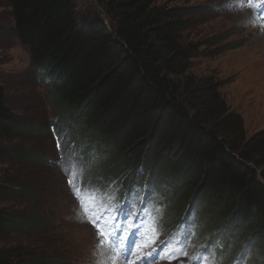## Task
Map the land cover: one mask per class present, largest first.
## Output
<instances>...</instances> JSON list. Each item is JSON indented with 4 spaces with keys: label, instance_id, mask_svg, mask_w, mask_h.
<instances>
[{
    "label": "trees",
    "instance_id": "trees-1",
    "mask_svg": "<svg viewBox=\"0 0 264 264\" xmlns=\"http://www.w3.org/2000/svg\"><path fill=\"white\" fill-rule=\"evenodd\" d=\"M77 1L0 3L11 9V33L28 50L31 76L48 80L59 124L72 127L84 152L94 150L92 180L151 177L166 203L165 224L189 210L203 235L224 243L225 259L245 243L251 264H264V145L242 146L241 121L216 95L207 97L204 80L178 81L195 57L181 35L190 18L209 10L98 0L107 20L80 19ZM29 130L0 85V141ZM8 194L0 185V199ZM29 216L0 209V239L41 226ZM40 261L16 262L0 251V264H50Z\"/></svg>",
    "mask_w": 264,
    "mask_h": 264
},
{
    "label": "rangeland",
    "instance_id": "rangeland-1",
    "mask_svg": "<svg viewBox=\"0 0 264 264\" xmlns=\"http://www.w3.org/2000/svg\"><path fill=\"white\" fill-rule=\"evenodd\" d=\"M152 1L158 7L209 10L203 16L190 18L181 35L182 43L193 50L195 57L186 75L178 81L185 84L186 80H204L203 85L209 91L207 97L216 95L224 109L241 121L242 146L252 140L253 144L264 145V92L258 84L264 78V64L260 63L264 55L254 42L264 32H260L261 19L257 18L255 25L256 18L251 15L258 4L249 0ZM237 2L241 4L239 8L245 7L242 11L237 9ZM77 13L80 19L96 13L107 20L98 0H78ZM12 29L11 9L0 3V85L7 108L31 129L0 141V148L11 152L10 156L8 153L0 156V185L10 190V194L0 199V209L15 218L28 214L31 219L38 217L41 226L25 227L2 237L0 251L12 254L16 262L37 258L50 264H96L93 249L95 244L98 247L99 240L86 221L75 216L80 205L68 188L65 169L60 168L59 150L53 137L64 136L66 142L80 141L71 126L59 124L48 80L43 83L36 75L31 76L28 50L13 36ZM44 129L45 135L41 132ZM261 154L264 156V150ZM116 177L131 181L123 173L110 178ZM169 209L171 213L174 210ZM242 247L247 245L244 243Z\"/></svg>",
    "mask_w": 264,
    "mask_h": 264
},
{
    "label": "snow or ice",
    "instance_id": "snow-or-ice-1",
    "mask_svg": "<svg viewBox=\"0 0 264 264\" xmlns=\"http://www.w3.org/2000/svg\"><path fill=\"white\" fill-rule=\"evenodd\" d=\"M249 3H257L259 5V7L264 8V0H249ZM59 147H60V141L58 140L57 148H59ZM68 183H69V186L73 189V193L75 194V191L77 188L75 179L70 178ZM81 207H84L83 202H81ZM85 211H87V209H85ZM120 212L123 213L124 209L121 208ZM132 216H133V213L131 210H129L126 213V219L131 218ZM101 219H102V217L97 216V217H93V219L89 220L88 222L91 223L94 228H96L97 236H98V238H100L102 240V243L99 245V247H106V246L112 244L113 238L115 237L116 233H115V230L112 228V226L110 224H108L107 222H105L104 224H101V222H100ZM117 228L120 229L121 235L123 236L122 225H117ZM132 229L139 231V226H137V225H135V223H133L131 225L129 231L131 232ZM123 239H124V243L126 244L127 237H123ZM145 239L147 240L148 237L145 236ZM145 246H147V245H145ZM113 247L116 248L118 256H121V254L123 252V248L121 247V245L119 243H117V244L113 245ZM165 258L168 259L170 262L174 257L168 255ZM113 264H115V260H113ZM125 264H127L126 260H125Z\"/></svg>",
    "mask_w": 264,
    "mask_h": 264
},
{
    "label": "bare ground",
    "instance_id": "bare-ground-1",
    "mask_svg": "<svg viewBox=\"0 0 264 264\" xmlns=\"http://www.w3.org/2000/svg\"><path fill=\"white\" fill-rule=\"evenodd\" d=\"M248 22V21H247ZM256 29V28H255ZM253 30V29H252ZM254 42L257 44V47L263 52V55H264V35H261L259 38L255 39L254 38ZM263 49V50H262ZM261 64H264V56H263V59H261L260 61ZM258 84H261V89L263 90L264 92V78L263 80H261L260 83Z\"/></svg>",
    "mask_w": 264,
    "mask_h": 264
}]
</instances>
